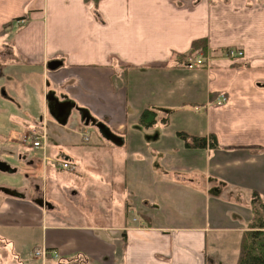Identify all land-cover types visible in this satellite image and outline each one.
Wrapping results in <instances>:
<instances>
[{
	"label": "crops",
	"instance_id": "1",
	"mask_svg": "<svg viewBox=\"0 0 264 264\" xmlns=\"http://www.w3.org/2000/svg\"><path fill=\"white\" fill-rule=\"evenodd\" d=\"M199 39L206 46L192 51ZM229 46L244 55L225 57ZM195 53L209 57L208 64L190 70L186 61ZM7 73L21 84L18 76L37 77L44 102L41 114L29 112L10 128L0 125L2 162L16 153L32 169L55 174L51 160L21 140L26 131L46 127L47 157L53 160L62 150L69 155L64 160L85 170L81 177L95 185L99 174L90 168L94 156L89 153L99 150L95 144L110 146L113 152L98 153L102 176L117 172L123 182L112 194L123 201L130 192L134 208L139 203L151 212L141 215L144 226L90 224L76 207L61 205L56 212L47 181L39 185L27 178L37 194L24 198L15 194L26 188L10 184L0 196V240L13 244L20 232L21 241L32 240L22 249L14 246L15 258L5 255V264L36 262V246L59 253L48 264L76 258L88 264H208L210 249L220 255L216 235L228 231L234 250L240 249L253 216L248 194L264 197V0H0V74ZM222 94L227 101L218 105ZM147 107L160 121L182 108L184 114L198 112L200 120H190L184 131L213 134L219 147L187 148L175 131L164 127L160 132L162 123L144 129L139 118ZM83 111L105 126L102 132L89 124L97 130V142L90 143ZM70 126L77 132L74 138L62 144L60 135L52 146L50 136ZM64 188L67 193L70 187ZM76 190L71 194L80 195ZM182 197L197 203L193 211L198 214L184 207ZM10 231L13 237L4 236Z\"/></svg>",
	"mask_w": 264,
	"mask_h": 264
},
{
	"label": "rangeland",
	"instance_id": "2",
	"mask_svg": "<svg viewBox=\"0 0 264 264\" xmlns=\"http://www.w3.org/2000/svg\"><path fill=\"white\" fill-rule=\"evenodd\" d=\"M18 77L20 80L23 81L22 84L18 83L16 81V78L10 75L9 73H7L6 75L0 74V125H2V129L5 126L10 128L12 124L19 122L18 117L25 116L28 118L30 116L29 112H31V114L33 112L40 113L43 108V102H44L43 86H42V83L38 80V78L32 74H23L22 76H18ZM12 84L13 85L15 84L18 86H15V85L13 86ZM28 84L30 88L27 87ZM10 85L13 86V90H10V92H8L7 89H10ZM6 91L8 93H6ZM25 92L29 93V98L25 97V94H24ZM184 112H186V110L183 108L178 110L176 113L172 115L173 117L171 118L169 117V120L166 124L160 121V123L163 124L162 126H160L162 127V129H159L160 132H163L162 130L165 127V129L170 130L169 131L170 134H172L175 131L176 134H174V136L176 137V136H179L177 134L179 131H184L185 129L189 128L190 120L193 123H195V121L200 120V116L198 112L197 114H194L193 112L184 114ZM53 127L54 125L52 124L49 127L52 134L54 133V131L52 130ZM77 128L79 129L78 124H77ZM84 128L90 129V134H91L90 143L95 142L97 139V136H95L97 130L94 127V125H89ZM37 131L41 132L39 129ZM73 133H77V132L71 126L69 127V129L68 128L63 129L61 134L55 135L53 137L50 136V139H51L50 144L52 146L55 145L57 140L60 139V135H63L62 140L61 139L60 140L62 144H64L65 141H70L74 138ZM105 133L108 135V132H105ZM41 134H43L46 144L44 148L39 149V151L45 152L47 149H49V136L47 134V138H46V135L43 132H41ZM1 138L5 140V135H3V133H0V142H1ZM9 138L10 140L12 139L11 135H9ZM76 138H78V136H76ZM169 140H171V137H169L166 140V142H168ZM62 146H65V145H62ZM95 146L99 150L94 149L91 153H89L90 157H92V155L94 156V162L92 166H90V168L99 174V177L96 176V179L99 182H97V184L95 185H91V182H88L86 179H85L86 181L83 180L84 178L81 177L82 173H83V176L85 174V170L83 169L77 170L73 167V168H70L69 170H62L58 164L57 165L48 164L51 167L52 171H55L54 172L55 174L52 175V173L50 172L49 175L47 176L45 172H43L42 169H32V167L28 166L25 163L24 159H17L18 154L14 152L16 155L9 153L8 156H5V160L8 163L7 165L10 164L13 168L17 169V172L16 173H6L0 170V186H4L3 188H8V187H11V185L13 184V186L20 187V188L30 187L29 189L27 188L26 191L23 193L25 194L29 193L32 197H34L36 196L37 191L35 188L32 187L34 186V184L32 182L29 183L27 178H29V180L31 181H33V179L35 180L37 179L39 181V185L42 183V180H45L48 182L50 196L53 197L54 201H56V212H58V208L61 205L66 208L76 207V208H73V210L75 212L79 211L81 216L85 215L86 217L85 221L86 222L88 221V223L90 224H93L94 222H96L99 225H101L102 223H105V224H109L112 227H116L119 225H122V226H124L125 224L136 225L137 223H139V225L144 226L145 220L143 219L141 215H143V212H146V213L151 212L150 208H146V207L143 208V205L139 203L137 204V207L134 208L133 207V205L135 204L134 195L132 193L130 194V192L129 193L127 192L125 194L126 200L124 197L123 201L122 200L117 201V197H119V195H117L118 193L112 194V189L114 188V190H119L120 187H122L123 182L120 179V177L117 175V172L114 173L115 177H112V178H104L102 176L104 163L102 161L101 154L98 153V152L102 153L103 151L105 154L106 152L108 153L113 152L112 147L106 146V145L102 147V146H97V144H95ZM0 152L2 153L1 148H0ZM1 153L0 155H2ZM96 154L97 156L95 157ZM165 157H166V153H163V158ZM1 158H4L3 155L1 156ZM54 158L55 160L60 161V160H64L65 158H69V155L67 153L62 152L61 150L57 156L55 155ZM108 163L112 165V162H108ZM123 164H124V161H123ZM33 176L35 178H32ZM69 178H71L72 180H70ZM74 179H75V185L73 186ZM119 183H121L122 185H119ZM30 184H32V186ZM65 185L67 187H70L67 193L64 188ZM126 185H127L128 190L133 189L132 186H128V184ZM76 189H81V194L80 195L78 194L79 196L77 194H76L77 196L71 194V192ZM3 194L4 192L0 191V196H2ZM175 195L176 193L174 194V196ZM248 195L250 196L249 203L251 207V199H252L253 193H250ZM67 196L70 197V200L68 199ZM181 202L186 209H189L192 213L198 214V212L193 211V206H196L197 203L194 204V201L192 200L191 197H186V198L182 197ZM123 211H125V214L123 213ZM179 213L181 214V212ZM228 213L232 215L233 210L231 209V207L228 210ZM203 214H205V210L203 213H201L202 216H199L201 217V219L203 217ZM239 219L243 220V217L240 216ZM126 220H127V223H125ZM28 233L29 232H26V234ZM231 233L232 232L228 231V232H223L220 235L219 234L216 235V238H219V241L215 240L214 245L220 252L219 253L220 255L215 257L214 253L210 249L207 254L208 260H209L208 264H234V257L239 254L240 249L238 247L237 250H234V238L231 239V237H228V236H231ZM18 234H19L18 235L19 237L16 239L15 243L13 244L7 243V241L5 240H0V264H5V261H4L5 255L7 259L15 258L13 254L14 246H16L18 249H22L23 244H27L30 242V240H32L31 238H29L25 241H21L24 237V234L23 232H20ZM4 236L13 237L11 235V231L8 234H5ZM199 244L200 243L197 242V240H195L192 243V246L197 247L199 246ZM35 257L37 260H35L36 262L32 264H48L50 262L51 257H52V260H55L56 257L58 259L60 258V256L56 252H50L47 256H43L42 254L38 253V250L35 251ZM213 258H216V260L214 261ZM76 259H80V261H77ZM76 259H74V262L67 261L66 264H88L84 261L83 258H76ZM24 264H31V263L24 261Z\"/></svg>",
	"mask_w": 264,
	"mask_h": 264
},
{
	"label": "trees",
	"instance_id": "3",
	"mask_svg": "<svg viewBox=\"0 0 264 264\" xmlns=\"http://www.w3.org/2000/svg\"><path fill=\"white\" fill-rule=\"evenodd\" d=\"M206 46L205 39L193 42L192 51ZM170 115V114H169ZM170 116L161 119L165 124ZM160 123L158 113L151 107H147L140 115L139 124L144 129L155 128ZM184 141L185 146L190 149H217L219 147L215 135L197 136L179 131L177 133ZM251 221L242 235L240 252L236 264H264V197L253 193L251 199Z\"/></svg>",
	"mask_w": 264,
	"mask_h": 264
},
{
	"label": "built area",
	"instance_id": "4",
	"mask_svg": "<svg viewBox=\"0 0 264 264\" xmlns=\"http://www.w3.org/2000/svg\"><path fill=\"white\" fill-rule=\"evenodd\" d=\"M242 54L243 53L241 51H236L233 48H229L226 52V56L230 57V58L240 56ZM205 62H206V58L203 56H200L194 62L189 64V68L204 66ZM225 100H226L225 96H222L221 99H219L218 103L221 104ZM28 139L31 140L32 144L38 149H43L45 146V138H44L43 134H41L39 132H36V131L31 132L29 135L25 136L24 141L26 142ZM73 166L74 165L70 162H65V161L59 162V167L61 169H64V170H69L70 168H73ZM36 250H38V253L42 254L43 256H47L50 252H55V251L48 250L45 247H40ZM53 257H55V256H53Z\"/></svg>",
	"mask_w": 264,
	"mask_h": 264
},
{
	"label": "flooded vegetation",
	"instance_id": "5",
	"mask_svg": "<svg viewBox=\"0 0 264 264\" xmlns=\"http://www.w3.org/2000/svg\"><path fill=\"white\" fill-rule=\"evenodd\" d=\"M1 160V159H0ZM2 161V160H1ZM0 161V170L1 171H3V172H6V173H16L17 172V169L16 170H11V168H10V170L9 171H12V172H9V171H6V170H4L2 167H1V165H6V164H8L7 162H1ZM26 164H27V162H25ZM10 165V164H9ZM28 166H31V164H27ZM13 168V167H12ZM15 169V168H14ZM32 186V185H31ZM4 186H0V190L3 188ZM33 188H35L36 189V187H34V186H32ZM28 187H26V189H27ZM30 188V187H29ZM28 188V189H29ZM5 190V189H4ZM26 191V190H25ZM24 191V192H25ZM22 194L23 195H21L22 196V198H24L26 195H25V193H23L22 192ZM35 201L37 202V203H43V201L39 198V197H37V198H35Z\"/></svg>",
	"mask_w": 264,
	"mask_h": 264
},
{
	"label": "water",
	"instance_id": "6",
	"mask_svg": "<svg viewBox=\"0 0 264 264\" xmlns=\"http://www.w3.org/2000/svg\"><path fill=\"white\" fill-rule=\"evenodd\" d=\"M83 119H86V124H89L90 121L95 122V120L92 118V116L89 114L88 111H83V115H82ZM1 167L6 170L9 171L10 167L8 165H1Z\"/></svg>",
	"mask_w": 264,
	"mask_h": 264
}]
</instances>
